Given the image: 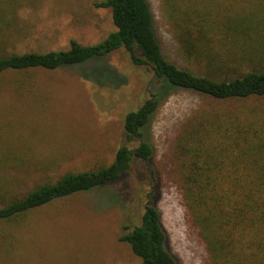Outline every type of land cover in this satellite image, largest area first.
Wrapping results in <instances>:
<instances>
[{
    "label": "rangeland",
    "instance_id": "1",
    "mask_svg": "<svg viewBox=\"0 0 264 264\" xmlns=\"http://www.w3.org/2000/svg\"><path fill=\"white\" fill-rule=\"evenodd\" d=\"M101 1L11 0L0 56L64 50L71 40L101 42L115 31L111 11L96 5ZM147 1L165 56L191 68L179 54L164 0ZM91 72L99 82L100 77L107 81L100 85L81 77ZM151 79L152 73L134 66L125 50L82 68L0 73V187L7 185L0 206L66 173L112 164L125 144V117L149 98ZM253 102L216 101L178 89L144 131L143 141L155 151L151 165L160 180L158 209L179 264H207V253L186 221L176 144L201 114L228 113ZM151 188L148 163L136 160L128 175L109 186L2 223L0 264H140L119 237L125 226L141 222Z\"/></svg>",
    "mask_w": 264,
    "mask_h": 264
},
{
    "label": "trees",
    "instance_id": "2",
    "mask_svg": "<svg viewBox=\"0 0 264 264\" xmlns=\"http://www.w3.org/2000/svg\"><path fill=\"white\" fill-rule=\"evenodd\" d=\"M10 1L0 0L2 35ZM96 5L111 11L115 26L104 40L95 45L71 40L64 50L2 55L0 73L82 68L125 50L134 66L152 73L149 98L126 115L125 144L112 164L36 186L0 206V225L59 199L109 186L128 175L137 160L148 163L152 188L141 222L125 226L119 241L130 246L140 264H179L158 209L154 147L143 137L162 103L184 89L216 101H254L228 113L201 114L179 138L176 156L182 161L186 221L205 247L207 264H264V0H164L179 54L191 68H180L165 56L147 0ZM95 74L81 77L100 85L107 81L100 77L99 82ZM134 142L139 143L135 148L126 144ZM6 187H0V200Z\"/></svg>",
    "mask_w": 264,
    "mask_h": 264
}]
</instances>
